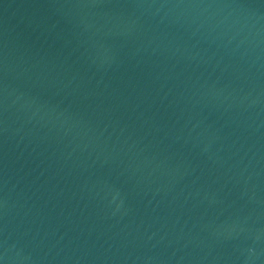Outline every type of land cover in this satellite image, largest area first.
Returning a JSON list of instances; mask_svg holds the SVG:
<instances>
[{
  "label": "water",
  "instance_id": "1",
  "mask_svg": "<svg viewBox=\"0 0 264 264\" xmlns=\"http://www.w3.org/2000/svg\"><path fill=\"white\" fill-rule=\"evenodd\" d=\"M0 264H264V0H0Z\"/></svg>",
  "mask_w": 264,
  "mask_h": 264
}]
</instances>
